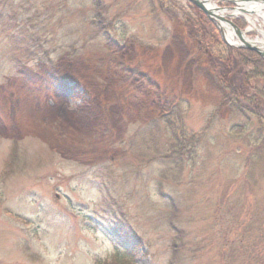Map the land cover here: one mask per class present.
Returning a JSON list of instances; mask_svg holds the SVG:
<instances>
[{"label":"rangeland","instance_id":"374dc122","mask_svg":"<svg viewBox=\"0 0 264 264\" xmlns=\"http://www.w3.org/2000/svg\"><path fill=\"white\" fill-rule=\"evenodd\" d=\"M248 2L212 1L264 43ZM233 44L188 0H0V264H264V133L224 102L254 84ZM179 119L193 152L159 154Z\"/></svg>","mask_w":264,"mask_h":264},{"label":"trees","instance_id":"16d2710c","mask_svg":"<svg viewBox=\"0 0 264 264\" xmlns=\"http://www.w3.org/2000/svg\"><path fill=\"white\" fill-rule=\"evenodd\" d=\"M102 17L103 15L100 13L99 17L95 18V21L97 23L96 26L100 28L101 31L102 29L105 30L108 28H105ZM221 48L222 55L226 54L240 60L243 67L247 69L245 71V77L247 81L254 83L252 89L246 93H242L232 87H226L224 89L222 88V91L226 93L224 102L227 103L235 111L240 112L242 114L241 116L245 118V122L247 123V125L250 126V124H255L258 134L264 133V58L261 57L257 52L246 48L231 47L227 45H224ZM49 73L51 72L48 70V75ZM173 111L176 112L175 109ZM165 116V122H168V126H170L171 124H175L176 119H178V113L175 117V121L172 119L169 120V115L165 114L164 117ZM166 123H164L165 126L163 127L162 122L161 127L166 128ZM178 126L179 127L176 128L175 132V134H177L175 139L177 142H174L171 147L165 146V153L162 151H156V153L158 152L159 154L165 155L167 152L166 150H169L171 148L174 153H181L180 156H184V154L188 155L193 152L192 147H194L195 145L197 136L194 135V133L187 134L185 132L186 128L183 127L180 119ZM259 145H255V147L258 148L260 147ZM162 155L159 156L162 157Z\"/></svg>","mask_w":264,"mask_h":264},{"label":"water","instance_id":"95a60500","mask_svg":"<svg viewBox=\"0 0 264 264\" xmlns=\"http://www.w3.org/2000/svg\"><path fill=\"white\" fill-rule=\"evenodd\" d=\"M190 1L191 3L195 4L196 6H198L200 9H202L216 24H219L220 26V29L222 31V34H223V38L224 40L226 41V43L228 44H233L231 43L229 40L226 39V37H224V29L223 27L221 26V24L216 20V15H217V12H220L222 9H227V8H221V7H218L215 5V10H211L209 9L207 6H206V3L209 2V0H188ZM213 1V0H211ZM224 1H227V2H231V3H236L237 4V1H245V2H248V1H253V0H224ZM254 1H259L261 3L264 4V0H254ZM231 9L235 8V7H230ZM220 18L222 20H225L226 22H228L231 27L234 29L235 33H236V36H237V44H233L237 47H244L246 49H249V50H252V51H255L257 52L259 55H261L262 57H264V43H258V42H254V41H251L249 39L246 38V35H245V32L239 28L232 20L224 17V16H220Z\"/></svg>","mask_w":264,"mask_h":264},{"label":"bare ground","instance_id":"6f19581e","mask_svg":"<svg viewBox=\"0 0 264 264\" xmlns=\"http://www.w3.org/2000/svg\"><path fill=\"white\" fill-rule=\"evenodd\" d=\"M206 6L211 9V10H215V4L212 3L211 0H209L208 3H206ZM243 6H245L247 11H251V10H255L257 11V14L259 15L260 18H263L264 20V4H259V3H254V2H248V3H244ZM237 14H239V9L235 10L234 12L230 13V12H226L225 10H221L220 12H217L216 15V20L221 24V26L224 29V37H226L227 40H229L231 43H236V41H232L233 39V33L231 30V25L226 22L225 20H222L220 18V16H224L226 18H231V16H236ZM247 19L254 24V21H252L250 16H247ZM229 25V26H228Z\"/></svg>","mask_w":264,"mask_h":264}]
</instances>
